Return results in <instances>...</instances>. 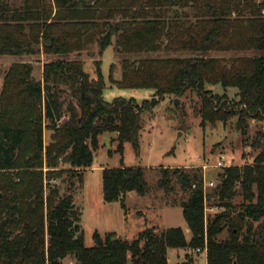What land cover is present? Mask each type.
<instances>
[{
  "label": "trees",
  "instance_id": "obj_1",
  "mask_svg": "<svg viewBox=\"0 0 264 264\" xmlns=\"http://www.w3.org/2000/svg\"><path fill=\"white\" fill-rule=\"evenodd\" d=\"M93 45L120 57L121 78L113 80L111 64V83L152 97L104 101L100 61L93 79L80 59ZM0 56L44 58L38 78L30 62L12 63L0 77V264H167V249L187 248L205 250L206 264H264L260 131L252 162L224 167L207 192L200 168L159 169L160 187L180 191L173 203L189 241L180 228L146 227L131 242L94 232L85 247L73 202L98 136L115 133L119 153L130 143L138 155L141 116L165 95L195 92L201 126L236 117L245 135L250 120H264V0H0ZM215 85L235 88L237 99L208 89ZM101 180L103 201L123 209L125 194L145 193L142 168H104ZM206 203L223 210L206 219Z\"/></svg>",
  "mask_w": 264,
  "mask_h": 264
},
{
  "label": "rangeland",
  "instance_id": "obj_2",
  "mask_svg": "<svg viewBox=\"0 0 264 264\" xmlns=\"http://www.w3.org/2000/svg\"><path fill=\"white\" fill-rule=\"evenodd\" d=\"M258 1V0H256ZM213 56L229 58L230 54L215 53ZM83 70L90 78H95V62L100 61L101 73L105 81L102 98L111 102L115 98L133 99L137 104L152 97L149 89H124L109 81V68L112 78H121L120 57L107 48L102 55L98 46L80 54ZM43 57L0 56V77L12 63L30 62L35 78L41 75ZM213 93L237 99L235 88L223 89L219 85L208 87ZM177 100V104H176ZM200 99L193 91L181 97L165 95L149 113L141 116L139 132V154L136 155L130 143H124L122 152L117 151L118 142L115 133H103L98 136V145L93 151L90 167L83 171V183L74 193V204L81 212V229L85 247H92V235L98 232L104 236L114 231L122 240L131 242L146 227H155L158 231L169 228L182 229L187 241L190 233L182 216L181 207L173 202L180 198L177 187L166 193L159 185L160 168H200L203 174V188L207 192L219 184L220 174L224 167L250 164L256 152L250 143L256 132L264 133V120L248 122V129L242 135L236 129V117L228 121L216 122L214 125L201 126L199 113ZM44 143L49 142V132L43 135ZM142 168L146 182L145 193L140 195L129 192L124 197V209L120 202L106 203L102 196L101 172L104 168ZM217 202V201H216ZM242 198L237 195L230 203L235 206L229 217H233L241 204ZM218 203V202H217ZM218 205L205 204V217L212 219L222 211ZM256 223L254 224V227ZM116 236V235H115ZM227 237V227L218 236L219 240ZM167 264H206L204 250L167 249ZM62 264H74L70 258ZM130 264V263H129Z\"/></svg>",
  "mask_w": 264,
  "mask_h": 264
},
{
  "label": "crops",
  "instance_id": "obj_3",
  "mask_svg": "<svg viewBox=\"0 0 264 264\" xmlns=\"http://www.w3.org/2000/svg\"><path fill=\"white\" fill-rule=\"evenodd\" d=\"M154 227V226H153ZM98 233V232H97ZM108 233H114L116 236V238H119V239H121L120 237H119V235H117V233H115L114 231H108ZM100 236H101V234L100 233H98ZM122 240V239H121ZM167 261H168V259H167Z\"/></svg>",
  "mask_w": 264,
  "mask_h": 264
},
{
  "label": "water",
  "instance_id": "obj_4",
  "mask_svg": "<svg viewBox=\"0 0 264 264\" xmlns=\"http://www.w3.org/2000/svg\"><path fill=\"white\" fill-rule=\"evenodd\" d=\"M176 104H177V100H176ZM116 239V237H112V240H115Z\"/></svg>",
  "mask_w": 264,
  "mask_h": 264
},
{
  "label": "built area",
  "instance_id": "obj_5",
  "mask_svg": "<svg viewBox=\"0 0 264 264\" xmlns=\"http://www.w3.org/2000/svg\"><path fill=\"white\" fill-rule=\"evenodd\" d=\"M205 251V250H204Z\"/></svg>",
  "mask_w": 264,
  "mask_h": 264
}]
</instances>
